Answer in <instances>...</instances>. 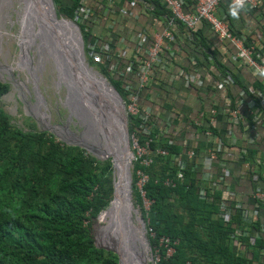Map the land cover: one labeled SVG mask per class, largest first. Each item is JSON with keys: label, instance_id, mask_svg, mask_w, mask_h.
I'll return each mask as SVG.
<instances>
[{"label": "trees", "instance_id": "trees-1", "mask_svg": "<svg viewBox=\"0 0 264 264\" xmlns=\"http://www.w3.org/2000/svg\"><path fill=\"white\" fill-rule=\"evenodd\" d=\"M52 2L59 18L76 22L86 49L97 56L92 66L98 68L122 101L126 100L128 91L125 86L128 84L129 90L138 94L140 89L136 76L145 61V50L152 41L151 37H146L147 46L136 43V40L128 55L115 56V50L122 47L119 35L114 33L103 37L95 33L96 23L91 20L93 11L87 8L88 16L82 18L81 7L85 6L82 0ZM165 11L169 17L167 8ZM173 22L182 24L177 20ZM252 52L255 58L256 48ZM159 54L162 55L160 47ZM86 60L90 63L88 58ZM157 63H152L149 71H153ZM261 63L264 71V59ZM13 83L18 81L13 79ZM6 89V84L0 82V96ZM241 91L243 103L252 100L259 120H264V106L261 104L264 85L254 83L250 87H241ZM233 102L230 100L228 107H232ZM195 119L190 121L195 130L208 129L217 136L207 145L208 149L215 151L216 158L221 160V155L229 147L244 148L240 158L245 173L250 179L254 176L255 183L262 184V187L255 186L264 190V156L257 154V148L251 147L245 139L233 145L229 143L228 137L216 133L209 122V115L203 114L200 120ZM194 120L199 124L196 125ZM126 124L128 133L135 134L141 146L147 142L146 153L135 155L132 161L129 217L135 248L142 252L144 262L150 260V255L140 216L146 231L148 229L152 235L147 236L152 255L157 257L155 264L263 263L264 240L260 236L254 237L251 243L248 240L249 228L258 229L259 221L255 217L249 225L246 224L243 220L245 205L238 209L234 197H222L225 178L217 173L215 185L210 187L200 179L202 170L193 167L192 159L184 163L180 169L181 177L177 178L178 165L174 157H181L182 147L168 141L170 136H164L156 126H152L149 134L143 133L136 116L126 114ZM234 124L244 132L245 128L238 122ZM252 132L254 129L247 131L249 135ZM217 143L219 150L215 149ZM156 149L165 153L155 152ZM187 149L193 150L190 145ZM143 159H149V162L144 164ZM109 160L97 159L78 146L55 140L49 132L22 130L11 124L9 116L0 109V264H117L112 251L95 246L88 220V215L98 209L93 222L95 238L96 230L104 224L100 215L110 208L113 201V172ZM112 161L115 164L114 158ZM136 170L146 175L140 187L148 201L147 209L141 207L143 210L131 201L132 198L139 206L143 202L135 187ZM165 180L170 184H164ZM220 203H226V218L220 215ZM252 206L261 208L264 203L254 200ZM161 238L167 239L165 246L160 242ZM232 238L243 249L232 248L229 243ZM167 246L172 248L169 254H166Z\"/></svg>", "mask_w": 264, "mask_h": 264}, {"label": "crops", "instance_id": "crops-1", "mask_svg": "<svg viewBox=\"0 0 264 264\" xmlns=\"http://www.w3.org/2000/svg\"><path fill=\"white\" fill-rule=\"evenodd\" d=\"M82 2L85 5L81 7L82 10L90 8L93 11L91 20L96 23L95 33L103 37H110L114 33L119 35L122 47L115 50V56L128 55L136 40V43L147 46V36L160 39L162 55H158V66L149 71L146 84L137 94L139 105L150 109L153 126L164 136H170L168 141L182 147L181 156L189 145L193 148L195 156L190 160L194 161L195 169L208 171L212 179L225 170L227 174L224 177L222 197H234L237 200L235 206L238 205L236 208L245 205V223L249 225L255 217L259 221L258 229L249 228V236H260L264 240V207H253L254 200L251 197L254 186L262 187V184H253L246 175L239 147H229L221 155V160L216 158V165L211 167L213 161L206 157L207 145L215 141L217 136L204 135L190 124L192 119L200 120L203 114L209 115L210 124L215 127L218 135L228 137L232 145L236 141H243L249 134L248 122L255 108L244 109L241 114L238 123L245 128L244 133L233 126L234 123H230L226 114L227 107L230 100L238 99L241 87H250L254 83L264 85L261 73L247 66L242 59L234 58L233 46L225 40L216 39L205 21H201L191 32L182 24L171 21L165 14L163 0ZM182 8L191 11L193 0H183ZM233 8L237 12L235 17L232 15ZM215 14L230 32L256 48L255 59H264V0H256L252 7H237L228 0H220L215 7ZM164 31L169 36H163ZM261 104L264 106V94ZM255 125L251 134L252 141L247 143L257 148L259 156H264V120H259ZM229 243L235 250L243 249V246L237 245L236 240L230 239Z\"/></svg>", "mask_w": 264, "mask_h": 264}, {"label": "rangeland", "instance_id": "rangeland-1", "mask_svg": "<svg viewBox=\"0 0 264 264\" xmlns=\"http://www.w3.org/2000/svg\"><path fill=\"white\" fill-rule=\"evenodd\" d=\"M40 19L41 16L39 11L32 3H27L25 0H22V2L20 0H0V76H2L0 77V82L5 83L7 86L6 91L0 96V109L9 116L11 124L22 130L46 131L51 133L55 140L66 144V139L64 140L62 138L63 136L60 134V131L64 130L63 128L59 126H56L53 130L43 128V126L50 128L55 125H66L68 131L75 135H78L80 131L79 124L71 115L69 116V112L63 104L65 88L69 91V83H60L56 81V71L52 60L50 59L47 61V59H45V54H42L40 57L38 53L39 58H37L36 43L39 45L45 35ZM64 21L65 20H63V22ZM70 21L77 26L74 20ZM45 33L47 37L51 36L52 43L55 44L54 41H56V39L54 36H52L51 33ZM79 33L81 36L80 30ZM85 46L86 44L82 40L84 61L91 67L96 62L95 54H93L94 52L92 51H88ZM52 53L55 59L58 53H56L54 49ZM86 58L90 60V63L87 62ZM92 69H95L98 74H101L97 67H93ZM94 76L102 82V78L96 73H94ZM13 79L18 81V83H13ZM101 84L104 85V83ZM91 98L92 101L95 99L94 97ZM29 103L33 108L29 106ZM26 107L28 109H34V112H31V110H28ZM93 107V109H96V106ZM123 113L126 117L124 108ZM102 114L101 110L99 115L100 120L105 118V115L103 114L102 117ZM41 122L45 123L42 125ZM89 130L91 132L89 136H92L93 139L91 140L95 143L93 147L97 148L98 151L102 153L103 145L101 146L99 141L102 144L106 142L103 139V134L100 133L98 125H93ZM128 138L132 155L134 156L142 153L143 146L138 143L136 135L128 133ZM122 146L124 147V144H122ZM84 151L86 150L84 149ZM132 159L133 158L130 159L131 170ZM155 167L158 169L159 165L156 164ZM118 177L119 172L117 171V180ZM135 187L138 191H136L138 196L143 199V191L138 189L137 185ZM137 206L139 209H147V202L144 200L140 206L138 204ZM115 207L116 206H114L109 215L110 218L115 213ZM95 211H98V209L92 211V213L88 215L93 240H95L93 234V222L96 218ZM102 221H104V224L108 223L109 217H103ZM115 221L114 219L112 223H115ZM99 230L100 227L97 231L99 232ZM104 233L107 234L106 228H103L102 234ZM146 235L149 237L152 236L149 234L148 229ZM98 242L102 245L106 243L99 235ZM153 259L156 260L154 255Z\"/></svg>", "mask_w": 264, "mask_h": 264}, {"label": "water", "instance_id": "water-1", "mask_svg": "<svg viewBox=\"0 0 264 264\" xmlns=\"http://www.w3.org/2000/svg\"><path fill=\"white\" fill-rule=\"evenodd\" d=\"M34 2L36 3V8L42 10L43 18L45 20L49 19L50 17L55 18L57 16L52 0H34ZM75 27L77 26L75 25ZM68 36V38L62 37L57 39L58 55H56L55 59L51 58V60L56 71V81L60 83H69V91H67L64 87L65 97L63 104L67 108L69 116L71 115L79 124L80 131L78 135L73 134L74 139L69 140L70 138H62L64 140L66 139V144L85 149L95 158L103 160V157L94 152L93 143H91V139L93 138L92 136H89L91 133L89 129H91L93 125L97 124L100 129V133L103 134V139L105 142H108L107 144H109V146L113 149H117L119 151L123 149L124 153L122 144L128 147L129 138L126 117L123 113L122 99L105 77H103L101 74H98V76L102 78L101 82L100 80L96 79L95 76H92L91 73L86 71V69H90V66H88L84 61L80 33L79 36L81 42L79 47L75 44V42L73 43L72 41L73 39L71 37L73 34H68ZM84 63L85 66L83 65ZM101 83H104V86ZM91 97H95V99L92 101V99H90ZM94 100L96 102H94ZM93 106H96V109H93ZM101 110L103 114L104 111L108 113L106 118H103V120H100L99 116ZM56 126H59L64 130L66 128V125H55L51 126L50 128L43 126V128L53 130V128H56ZM86 138L90 140H86ZM110 161L111 160H109V162ZM111 165L112 161L110 163V167ZM118 167L122 171V174L125 177L124 180L127 183L129 189H131V166L128 169L123 165V163H118ZM131 201L134 206H137L132 198ZM139 219L145 231V222L141 216ZM112 234L113 235L111 236V240L109 241L108 245H102L93 240L95 246L112 251L116 255L117 264H143L141 261H139L136 256L137 254L134 252V248L136 247L135 240L132 238L129 226L127 224L116 226L115 229H113ZM145 239L149 248L150 260L144 264H155L146 231ZM128 247L131 250L127 251ZM126 253H129V255L127 256Z\"/></svg>", "mask_w": 264, "mask_h": 264}, {"label": "built area", "instance_id": "built-area-1", "mask_svg": "<svg viewBox=\"0 0 264 264\" xmlns=\"http://www.w3.org/2000/svg\"><path fill=\"white\" fill-rule=\"evenodd\" d=\"M220 0H193V8L191 11H184L183 10V0H163L168 12H169V18L171 21L177 20L182 23V25L185 27L188 31H194L196 27L199 25L201 21H205L209 28L213 31L215 38L219 41L225 40L228 43H230L234 48V58H240L242 61L249 67L254 68L259 73H261L262 77L264 78V71H263V65L261 63L262 59L258 60L255 59L252 55L253 51V45L250 43H245L244 40L230 32L226 26V24L215 14V7L217 6L218 2ZM232 5L237 6V0H228ZM256 4V0H243V5L247 6H254ZM88 16V9L83 10L82 18H86ZM163 36H169L168 32H163ZM105 47V45H104ZM160 47V39L158 37H155L152 39L151 43L147 46L145 50V61L142 65L138 68L137 72V86L139 89H141L147 81V76L150 70V66L152 63L156 62L158 59V50ZM95 58L97 57L96 54L94 55ZM227 79L230 80V78L227 76ZM187 80L185 82V85H187ZM125 89L128 91V94L126 96L125 102L122 101L123 108L125 110V114L136 116L139 119V127L141 131L145 134H149V132L152 130L153 123L151 121V113L150 109L148 107H142L138 103L137 94L134 92H131L129 84L125 86ZM243 96V92L241 91L239 94L238 99L234 100V105L232 107H227L226 114L228 116V119L233 122L237 123L241 119V114L244 111V109H250L254 106V103L252 100H248L247 102L243 103V100L240 98ZM252 119L248 122L249 129H253L255 126V123L259 121L260 118H258L257 111H254L252 113ZM210 122V120H209ZM196 125L199 124V121H194ZM204 135H210V131L208 129H204L201 131ZM252 136L247 134L245 141L248 143L252 141ZM215 140V138H214ZM147 142H145V146L142 148V153H146L147 149ZM216 150L220 149L219 143L216 144ZM240 153H244V148L239 149ZM155 152H158L160 154H164L165 151L162 149H156ZM141 154V153H140ZM138 154V155H140ZM194 151L192 149H185L183 152V156L179 157L175 155V160L178 165V171L176 172V177H181V171L180 169L183 167L184 163L193 157ZM183 157V158H182ZM207 159L209 161H215L216 155L215 151H212L210 149L207 150ZM132 161L135 160V155H132ZM144 164H147L149 162V159L142 160ZM217 162V161H216ZM221 165V162H218ZM136 174V185L138 189H140L142 183L146 180V175L143 174L140 170L135 171ZM227 173L225 170L222 171V178L225 177ZM200 179L211 186L215 185L214 179H212L211 174L207 171H201L200 172ZM256 178L252 176L251 181L255 183ZM139 183V184H138ZM164 184H170V181L165 180L163 182ZM200 195H203V192H199ZM252 199L260 201L261 203H264V190L260 189L259 187H256L251 195ZM145 199L143 198V201ZM148 205V201L145 200ZM236 205L235 207H237ZM220 209H222L221 216L223 218L227 217L228 210L224 207V203H220ZM253 236H248L249 242H253ZM232 240L235 241L234 238ZM160 242H164V246L166 245L167 239H160ZM172 251V248L167 246L166 248V254H169ZM157 260V257H155Z\"/></svg>", "mask_w": 264, "mask_h": 264}, {"label": "bare ground", "instance_id": "bare-ground-1", "mask_svg": "<svg viewBox=\"0 0 264 264\" xmlns=\"http://www.w3.org/2000/svg\"><path fill=\"white\" fill-rule=\"evenodd\" d=\"M20 1L22 2V0H20ZM25 1L27 3H32L34 6L36 4L34 2V0H25ZM46 3L48 4L47 1H46ZM46 6H48V5H46ZM38 11H39V14L41 16L40 20H41V24L43 26V31H44L45 35L43 36L44 39H42V41H41V43L39 45L36 43L37 58H39V54H40V57H41L42 54H45V59H47V61L50 60L51 58L54 59V54L52 53V50L54 49V51L56 53H58V50H57V48H58L57 39L58 38H62V37L68 38L69 37L68 34H71V33L73 34V36L71 37L73 39L72 40L73 43L75 42V44L79 47L80 42H81L80 41V36H79L78 29H77V27H75L73 22H71L70 20L65 19V18H63V19L59 18L58 16H56L55 18L54 17L53 18L50 17L49 19L45 20L43 18L42 10L38 9ZM63 20H65V21L63 22ZM37 24H38V22H37ZM45 32H48L49 34L51 33L52 36H54V38L56 39V41H54L55 44L52 43V40L50 38L51 36L47 37ZM38 46H39V49H38ZM83 65L85 66V63ZM85 68H87V67H85ZM89 68L90 69H86V71L91 73L92 76H94V73H96L98 75V73H97V71L95 69L92 70L93 66L89 67ZM104 115H105L104 117L106 118L108 113H106V111H104ZM102 117H103V114H102ZM72 136H73V133H72ZM86 140H90V139H86ZM91 143H93V146H95V143H94L93 140H91ZM99 144H101V146L103 145L102 153L99 152L97 148H94V152L96 154H98L99 156L103 157L104 159H107V158H110V157H111L110 159L114 158V162H115V164H114L113 161H112L113 201L111 203L110 208L100 215V219H103V217L108 216L109 217V221H108V223L103 224L102 228L100 227L99 232L97 230L95 232V240H96V242L99 243L98 242V235H99L100 238H102L103 240L106 241L105 245H108L109 241L111 240V236L113 235L112 234L113 229H115L116 226H118V225H126V224L129 226V217L131 215L130 189H129L127 183L124 180L125 177L122 174V171L119 169L118 163H123V165L126 168L129 169L130 168V159H131L132 153L129 150V146L128 147H126V146L123 147L124 148V153H123V149L122 150L120 149L121 151H119L117 149H113V148H111L109 146V144L108 145L106 143L102 144L100 141H99ZM128 154H129L130 157L127 158ZM127 160H128L129 163H127ZM117 171L119 172V180H117ZM118 181H119V185H118ZM114 205L116 206L115 207V213L110 218V216H109L110 213H111L110 211L112 210ZM114 219L116 221H115V223H112V221ZM103 228H106L107 234L104 233V234L101 235V230ZM131 236H132V234H131ZM129 250H131V249H129V247H128L127 251H129ZM134 252H135V254H137L136 256L139 259V261H141L144 264L145 262H144V257H143L142 252L136 250V248H134ZM126 255L128 256L129 253H126Z\"/></svg>", "mask_w": 264, "mask_h": 264}, {"label": "flooded vegetation", "instance_id": "flooded-vegetation-1", "mask_svg": "<svg viewBox=\"0 0 264 264\" xmlns=\"http://www.w3.org/2000/svg\"><path fill=\"white\" fill-rule=\"evenodd\" d=\"M29 106L30 107H32L31 105H30V103H29ZM27 108V107H26ZM33 108V107H32ZM28 109V108H27ZM28 110H31V112H34V109H28ZM41 124L43 125L44 124V122H41ZM60 131V130H59ZM61 133V135L63 136V137H65V138H70V139H74V135L72 136V133L70 132V131H68V129L67 128H65V130H63V131H60ZM69 134V135H68Z\"/></svg>", "mask_w": 264, "mask_h": 264}, {"label": "clouds", "instance_id": "clouds-1", "mask_svg": "<svg viewBox=\"0 0 264 264\" xmlns=\"http://www.w3.org/2000/svg\"><path fill=\"white\" fill-rule=\"evenodd\" d=\"M243 0H237V7L242 6ZM232 15L235 17L237 15L236 9L233 8Z\"/></svg>", "mask_w": 264, "mask_h": 264}]
</instances>
